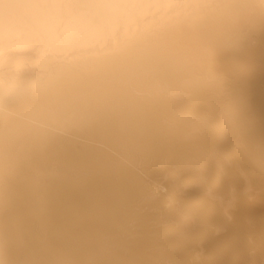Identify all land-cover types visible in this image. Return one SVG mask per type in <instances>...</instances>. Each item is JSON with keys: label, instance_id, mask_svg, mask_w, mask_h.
Here are the masks:
<instances>
[{"label": "clouds", "instance_id": "9594fccd", "mask_svg": "<svg viewBox=\"0 0 264 264\" xmlns=\"http://www.w3.org/2000/svg\"><path fill=\"white\" fill-rule=\"evenodd\" d=\"M0 264H264V0H0Z\"/></svg>", "mask_w": 264, "mask_h": 264}]
</instances>
